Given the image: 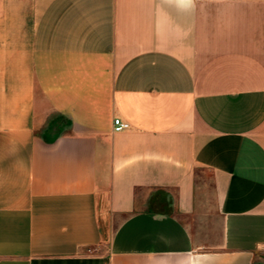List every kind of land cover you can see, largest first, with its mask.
I'll return each mask as SVG.
<instances>
[{
	"label": "crops",
	"instance_id": "crops-1",
	"mask_svg": "<svg viewBox=\"0 0 264 264\" xmlns=\"http://www.w3.org/2000/svg\"><path fill=\"white\" fill-rule=\"evenodd\" d=\"M0 264H264V0H0Z\"/></svg>",
	"mask_w": 264,
	"mask_h": 264
},
{
	"label": "built area",
	"instance_id": "built-area-1",
	"mask_svg": "<svg viewBox=\"0 0 264 264\" xmlns=\"http://www.w3.org/2000/svg\"><path fill=\"white\" fill-rule=\"evenodd\" d=\"M129 125L125 122H122L120 119L115 118L113 119V130L115 132H120L125 129H128Z\"/></svg>",
	"mask_w": 264,
	"mask_h": 264
},
{
	"label": "rangeland",
	"instance_id": "rangeland-1",
	"mask_svg": "<svg viewBox=\"0 0 264 264\" xmlns=\"http://www.w3.org/2000/svg\"><path fill=\"white\" fill-rule=\"evenodd\" d=\"M106 226H108V227H106ZM110 226H112V223L111 224L109 223V225L104 224V226H103L102 234H103L104 240L105 239L107 240V238H108V235L110 233Z\"/></svg>",
	"mask_w": 264,
	"mask_h": 264
}]
</instances>
